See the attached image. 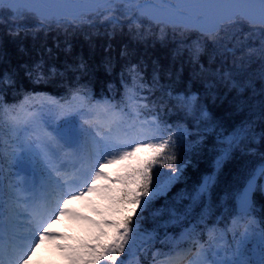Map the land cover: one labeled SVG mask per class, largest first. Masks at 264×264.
Here are the masks:
<instances>
[{
    "label": "snow or ice",
    "instance_id": "1",
    "mask_svg": "<svg viewBox=\"0 0 264 264\" xmlns=\"http://www.w3.org/2000/svg\"><path fill=\"white\" fill-rule=\"evenodd\" d=\"M117 9L121 10L119 16L115 15ZM6 15L16 20L33 18L38 21V30L80 27L92 23L94 16H102L114 27L127 21L129 30L139 33L143 20H147L159 27L161 39L168 29L182 34L198 33L199 39L189 48L193 60L204 53L202 40L219 43L223 36H234L247 27L250 29L247 35L259 38L258 51L264 56V0H0V23H4ZM14 34L19 35V30ZM40 67L36 65L37 70ZM79 67L83 69L84 63ZM127 72L134 83L142 79L135 64ZM155 72L154 69V86L159 80ZM261 75L264 77V70ZM0 82L11 84L12 80L4 75ZM36 82H44L43 74L36 77ZM145 87L139 84L140 90ZM142 99L146 98L126 89L124 101L94 100L86 86L73 90L63 101L28 94L19 104L6 105L0 98V134L6 130L12 137L9 143L0 135V144L11 150L13 158L16 147L23 146L42 166L39 181L31 185L14 183L5 191L0 184V264H34L33 257L45 245L59 251L66 264H117V261L129 264L127 258L120 260V257L126 246L131 256L135 240L141 237L139 220L135 225L136 236H132L137 210L143 217L154 200L165 196L172 184L182 178L183 172V165L176 163V131L161 118L155 106ZM176 99L183 101L187 112L192 113L194 95ZM73 114L80 118L79 127L58 134L59 138L44 127L46 116L55 120ZM199 119L208 120V113L200 110ZM189 135L193 133L180 129V140ZM201 140L198 136L196 144ZM222 143L225 147L220 149L217 170L233 152H253V145L264 146V129L257 132L254 121H244ZM106 165L118 166L115 174L106 172ZM157 166H168L171 171L167 180L161 183L158 179L153 189V169ZM258 181H264V162L246 178L239 197L242 219L251 214L252 194L257 188L264 192V183ZM215 182V176L206 177L190 200L196 203L209 196ZM77 204L81 208L75 207ZM64 219L79 224L86 238L68 243L74 238L53 228ZM247 223L249 227L252 224ZM249 227H245L241 240L230 250L231 255L228 249H224L222 256L218 250L217 258L209 260L193 225L186 238L195 247V253L192 248L170 253L157 250L152 252L151 264H184L189 255L192 258L187 264H264V230L260 237V259L252 262L243 258L241 248ZM208 234L210 243L223 239L215 229H209ZM144 239L152 240L153 235L149 233Z\"/></svg>",
    "mask_w": 264,
    "mask_h": 264
},
{
    "label": "trees",
    "instance_id": "2",
    "mask_svg": "<svg viewBox=\"0 0 264 264\" xmlns=\"http://www.w3.org/2000/svg\"><path fill=\"white\" fill-rule=\"evenodd\" d=\"M17 30L19 35L14 34ZM249 32L244 27L234 36H223L219 43L204 39V53L193 60L189 48L199 39L198 33L168 29L161 39L159 27L147 20H143L139 33L130 31L127 21L119 27L98 20L80 27L38 30L35 19L16 20L6 15L0 23V77L8 75L12 80L11 84L0 82V98L6 105L19 104L25 95L36 91L66 100L73 90L84 86L93 99L109 97L121 102L126 89L134 91L142 83L146 85L143 90L147 103L178 129L176 163L183 165L182 178L165 196L156 198L143 217L137 210L132 236H136L139 220L141 237L135 240L133 254L129 256L126 246L120 260L151 264L152 252L168 253L184 228L195 225L196 235L205 237L209 225L224 229L238 212L237 195L240 197L249 173L264 162V146L253 145V152H233L219 170L216 161L225 147L224 137L242 122L254 121L257 132L264 129V56L258 51L259 38L247 35ZM81 62L83 69L79 67ZM37 64L41 65L39 70ZM133 64L142 77L135 83L127 72ZM154 69L159 77L155 86ZM40 74L44 82L38 83L36 77ZM193 95L196 101L189 114L184 102L176 97L187 99ZM200 110L208 113V120L199 119ZM183 128L193 135L180 140ZM198 136L202 140L197 145ZM170 171L168 166L154 168L152 188L158 179L161 183L167 180ZM208 176H215L216 181L211 194L193 203L190 196ZM254 194L251 211L264 230V193L257 188ZM149 233L153 239L145 240ZM255 243L248 241L245 251L250 253ZM132 244L130 239L129 246Z\"/></svg>",
    "mask_w": 264,
    "mask_h": 264
},
{
    "label": "rangeland",
    "instance_id": "3",
    "mask_svg": "<svg viewBox=\"0 0 264 264\" xmlns=\"http://www.w3.org/2000/svg\"><path fill=\"white\" fill-rule=\"evenodd\" d=\"M121 14V10L117 9L115 12V15L119 16ZM9 19H15V17L8 16ZM33 19V18H30ZM30 19L24 20L28 21ZM100 21L103 24H106L107 22H111L110 20L103 19L102 16H94L92 18V22ZM134 92H138V95L141 98H146L144 90H140L139 86L138 88L134 89ZM33 95L37 96H51L59 99L55 95L49 94V93H31ZM110 99L109 97H104V99ZM63 101L62 99H59ZM95 100V99H94ZM96 100H102V99H96ZM142 102L147 103L146 99H142ZM47 120V123L44 124V127L46 128L47 132L51 133L52 136L59 138V135H63L68 132L70 128H78L80 124V118L79 116L73 114L66 117H60L58 119H51L49 117H45ZM173 130L178 133V129L173 127ZM3 136L2 139L9 141V143H12V137L11 135L5 130L2 132ZM5 134V136H4ZM59 134V135H58ZM15 146V145H14ZM0 149L3 150V154L0 155V170L2 172L0 173V184L3 185V189L5 191L8 190V187L10 184L14 183H20V184H27L31 185L34 182L39 181L41 177V164L33 158V156L23 147V146H17L16 147V157L13 158L11 155V150L7 148L6 145L0 144ZM2 159L5 161L2 162ZM31 161L33 164V175L27 176L22 173V171L19 169L20 164L23 161ZM13 165V169L10 170V166ZM111 167L109 165L105 166V171L109 172L111 174H115V172L108 171ZM264 183V181H261ZM155 189V187L153 188ZM264 193V192H263ZM237 199H239V195H237ZM77 208H81L79 204L75 205ZM83 210V209H81ZM91 214V213H89ZM242 213L237 212L235 215H233L230 223L227 227L224 229L218 227L217 225H209L207 230L209 229H215L218 236L223 237L222 240L219 241V243L211 242L209 241V234L207 231L206 238L204 240L201 239L200 243L204 244L206 247V255L209 260L217 258V253L219 250V254L222 256L224 249L229 250V255H231V249H233L236 245V241L241 240L242 234L244 233L245 227H249L248 221H251L252 224L249 227V231L247 233V236L244 238L243 247L241 248V252H243V258L248 259L249 261L256 262L260 259V237L261 232L263 228H261V222L257 216H255L252 211L249 216L242 219L241 218ZM53 228H55L57 231L64 232L70 237H73V240L68 241V243H76L79 239L86 238V233L82 230L79 224L73 222L70 219H64L62 221H57ZM191 229L190 227H186L179 234L174 238L173 240V250H184L186 251L189 248H192V252L195 253L196 249L193 247L191 241L186 238L188 231ZM197 236V235H196ZM198 238V236H197ZM199 239V238H198ZM255 240L256 243L252 250H250V253H247L245 251L244 246L247 244L248 241ZM64 241H61L63 243ZM164 257H161L160 259H163ZM192 258L191 255H189L184 262H187V260H190ZM34 264H66V261L64 260L63 256L57 251L53 246L51 245H45L42 246L40 250H38L37 254L33 257Z\"/></svg>",
    "mask_w": 264,
    "mask_h": 264
},
{
    "label": "water",
    "instance_id": "4",
    "mask_svg": "<svg viewBox=\"0 0 264 264\" xmlns=\"http://www.w3.org/2000/svg\"><path fill=\"white\" fill-rule=\"evenodd\" d=\"M21 169H23L26 173H30L31 172V165H30V163H23L22 165H21ZM245 188V187H244ZM243 191H244V189H243ZM242 191V192H243ZM255 193V192H254ZM252 194V202H253V198H254V195L255 194ZM242 194V193H241ZM238 206H239V211L241 212V206H240V199H239V201H238Z\"/></svg>",
    "mask_w": 264,
    "mask_h": 264
},
{
    "label": "bare ground",
    "instance_id": "5",
    "mask_svg": "<svg viewBox=\"0 0 264 264\" xmlns=\"http://www.w3.org/2000/svg\"><path fill=\"white\" fill-rule=\"evenodd\" d=\"M106 166H107V165H106ZM110 167H111V169L108 170V171L116 172L118 166H110ZM184 264H187V262H185Z\"/></svg>",
    "mask_w": 264,
    "mask_h": 264
}]
</instances>
